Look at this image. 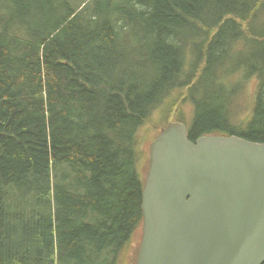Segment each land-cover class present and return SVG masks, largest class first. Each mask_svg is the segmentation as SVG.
Here are the masks:
<instances>
[{
	"label": "trees",
	"instance_id": "trees-1",
	"mask_svg": "<svg viewBox=\"0 0 264 264\" xmlns=\"http://www.w3.org/2000/svg\"><path fill=\"white\" fill-rule=\"evenodd\" d=\"M34 1L0 0V264H118L143 222L140 136L176 119L264 142V0Z\"/></svg>",
	"mask_w": 264,
	"mask_h": 264
},
{
	"label": "water",
	"instance_id": "water-1",
	"mask_svg": "<svg viewBox=\"0 0 264 264\" xmlns=\"http://www.w3.org/2000/svg\"><path fill=\"white\" fill-rule=\"evenodd\" d=\"M149 161L137 264L264 263V142L170 121Z\"/></svg>",
	"mask_w": 264,
	"mask_h": 264
},
{
	"label": "rangeland",
	"instance_id": "rangeland-1",
	"mask_svg": "<svg viewBox=\"0 0 264 264\" xmlns=\"http://www.w3.org/2000/svg\"><path fill=\"white\" fill-rule=\"evenodd\" d=\"M79 0H74L75 3H78ZM90 1V2H89ZM92 0H80V4H82L81 8L84 7V5L89 4L91 3ZM55 2V1H53ZM32 3L34 6H36L39 1H34L32 0ZM29 25H31V22H29ZM242 56H247L249 55L250 53L246 52V53H240ZM256 81L254 80V78L248 82L246 84V86L244 87V90L243 92L241 93L240 95V112H239V118L240 119H244L247 115H248V111L251 109V106H252V89L254 88V86L256 85L255 84ZM181 108L180 109H172L171 110V113L173 114H177L178 115V111L180 113H182L183 117H188L192 114L193 112V105L191 104V102L189 101H186L184 103L181 104ZM169 110V109H168ZM167 110V111H168ZM158 119V117H155ZM149 124H146L145 125V130H147L148 132H151L153 134H155V131L154 129H157V124L154 123L152 120H149L148 121ZM161 130V128H159V131ZM152 137L153 135L151 136L150 134H147L145 133L144 134V138L143 136H140L139 139H141V147L140 149L138 150L139 152V156H140V162H141V171L142 172H148V167H146V164H147V156L149 155V146L151 145V142H152ZM62 174V171L60 169L58 170H54L52 171L51 173V177H52V174ZM29 202V201H28ZM32 202V201H30ZM23 208H26L24 203L23 202H19V204H13L12 207H11V214L14 215V217L19 214V212H16L15 210L18 209L22 211ZM29 208V206H28ZM142 227H139L137 230H136V233L135 235H133L132 239L130 240V242L128 243L127 247L123 249V256L120 255V258H119V263L118 264H131L130 263V259L132 258L133 255H136V251H137V248L138 246L140 245V242H141V238H142ZM127 251H129V253L127 254Z\"/></svg>",
	"mask_w": 264,
	"mask_h": 264
},
{
	"label": "bare ground",
	"instance_id": "bare-ground-1",
	"mask_svg": "<svg viewBox=\"0 0 264 264\" xmlns=\"http://www.w3.org/2000/svg\"><path fill=\"white\" fill-rule=\"evenodd\" d=\"M4 230V229H3ZM79 264V263H78Z\"/></svg>",
	"mask_w": 264,
	"mask_h": 264
}]
</instances>
